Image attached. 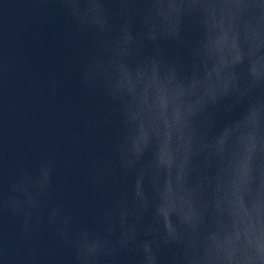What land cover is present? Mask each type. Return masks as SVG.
Returning <instances> with one entry per match:
<instances>
[{
    "label": "water",
    "instance_id": "1",
    "mask_svg": "<svg viewBox=\"0 0 264 264\" xmlns=\"http://www.w3.org/2000/svg\"><path fill=\"white\" fill-rule=\"evenodd\" d=\"M0 264H264V0H0Z\"/></svg>",
    "mask_w": 264,
    "mask_h": 264
}]
</instances>
